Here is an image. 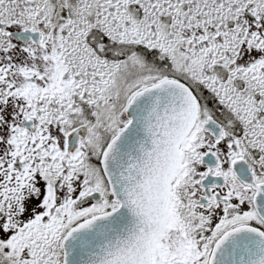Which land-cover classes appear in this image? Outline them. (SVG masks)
Segmentation results:
<instances>
[{"label": "snow or ice", "instance_id": "obj_1", "mask_svg": "<svg viewBox=\"0 0 264 264\" xmlns=\"http://www.w3.org/2000/svg\"><path fill=\"white\" fill-rule=\"evenodd\" d=\"M0 264H264V0H0Z\"/></svg>", "mask_w": 264, "mask_h": 264}]
</instances>
